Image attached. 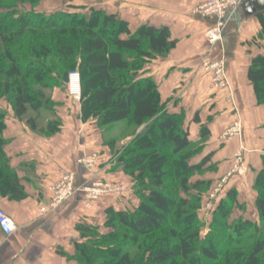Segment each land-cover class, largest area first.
I'll use <instances>...</instances> for the list:
<instances>
[{
	"label": "trees",
	"instance_id": "trees-1",
	"mask_svg": "<svg viewBox=\"0 0 264 264\" xmlns=\"http://www.w3.org/2000/svg\"><path fill=\"white\" fill-rule=\"evenodd\" d=\"M15 2L0 6V99L14 117L23 119L29 110L52 111L55 104L47 92L63 87L68 73L77 70L83 121L93 120L104 138L108 128L121 122L139 130L118 153L114 140L106 143L116 166L131 179L127 192L138 205L106 209V233L79 225L74 255H61L77 264H264V155L252 187L257 221L229 222L239 205L235 189L225 188L208 232L200 235L202 194L211 181L189 180L212 171L213 153L194 161L211 133L202 126L198 141H190L183 113H169L154 80L145 76L147 63L175 48L169 29L145 24L131 33L125 21L100 9L45 15L33 11L37 0ZM26 3L32 11H17ZM258 18L264 38V16ZM247 79L257 104L264 106V55L252 59ZM5 117L0 109V195L18 201L23 190L3 152ZM193 121L200 122L197 116ZM26 124L38 129L33 118ZM59 126L48 122L45 134L57 133Z\"/></svg>",
	"mask_w": 264,
	"mask_h": 264
},
{
	"label": "crops",
	"instance_id": "crops-1",
	"mask_svg": "<svg viewBox=\"0 0 264 264\" xmlns=\"http://www.w3.org/2000/svg\"><path fill=\"white\" fill-rule=\"evenodd\" d=\"M247 1L241 2L227 17L223 38L213 45L208 43L205 31L214 25V20L194 14L204 0H116L110 9L102 6L99 9L125 21L131 33L145 24L169 29L175 48L167 57L147 63L145 76L154 80L169 113H183L190 141H198L202 126L211 133L202 156L213 153L208 166L215 176L207 172L196 180L212 182L223 177L232 167V155L240 146L246 150L244 171L232 178L227 188H234L237 193L239 207L232 216L257 221L256 193L252 187L264 155V106L257 104L247 73L252 59L264 55L258 18L264 13L253 12ZM219 59L225 62L230 93L214 90L203 70L204 62ZM47 94L55 104L53 110H29L26 120L57 121L60 126L55 134L43 135L40 127L33 131L25 117L16 119L9 106L10 110H4L3 152L23 196L15 201L0 195V209L11 217L16 227L9 237L0 233V264H77L61 254L74 255L79 225L107 232L103 226L106 209L125 210L138 205L137 197L128 191L123 196H109L90 210L84 208L81 193L56 208L50 207V188L66 173L74 174L76 188L93 181L127 183L131 179L116 166L103 131L93 120H82L80 104L68 99L61 88H53ZM195 116L199 123L193 121ZM236 121L241 124V138L220 142L221 135ZM90 155L98 157L97 168L92 172L77 163Z\"/></svg>",
	"mask_w": 264,
	"mask_h": 264
},
{
	"label": "built area",
	"instance_id": "built-area-1",
	"mask_svg": "<svg viewBox=\"0 0 264 264\" xmlns=\"http://www.w3.org/2000/svg\"><path fill=\"white\" fill-rule=\"evenodd\" d=\"M244 0H204V2L194 10V14L201 18L214 20V25L205 31V37L210 45L218 43L223 38V30L227 17L237 9ZM203 70L209 75L213 87L220 91H228L230 93V84L226 75L225 62L222 59L216 61H206L203 63ZM66 97L72 102L79 104L81 99V88L79 73L72 71L68 73L65 83ZM241 124L234 122L222 135V139L230 140L232 138H241ZM243 147L234 155L233 168L218 182V189L209 194L203 206L202 212L205 214L212 210L214 203L222 197V188L226 184L228 178L232 174L244 171L243 167ZM87 171H94L97 168V155L83 157L77 161ZM75 176L72 173H66L59 182L50 188L52 197L50 199V207L56 208L63 202L72 199L77 193L82 194L84 208L90 210L94 204L109 196H123L127 193V186L118 181H93L86 186L80 188L75 187ZM222 192L221 195L218 193ZM41 212H45V208H41ZM16 227L9 215L0 209V233L9 237L13 234Z\"/></svg>",
	"mask_w": 264,
	"mask_h": 264
},
{
	"label": "rangeland",
	"instance_id": "rangeland-1",
	"mask_svg": "<svg viewBox=\"0 0 264 264\" xmlns=\"http://www.w3.org/2000/svg\"><path fill=\"white\" fill-rule=\"evenodd\" d=\"M27 1L29 2V0H27ZM115 1L116 0H37V2H39V4H38V6L35 9H33V11L38 12V13H42V14H45V15H50V14H52L54 12H60V11L68 12V13L70 12V13L88 14V12H89V10L91 8L99 9V7L102 6L103 8H109L110 9L111 6L115 3ZM15 3H16L15 0H1L0 1V6L1 7H3V6H11V5L15 4ZM100 10H102V9H100ZM17 11H19V12H29V11H32V8H31L30 4L26 3L25 5H23L21 7H18ZM103 11H105V10H103ZM24 38H28L27 35H25ZM73 71L78 72L77 70H73ZM79 79H80V76H79ZM212 87H213V85H212ZM60 88L64 89V94L66 95L65 84L63 85V87H60ZM80 88H81V80H80ZM213 89L216 90V91H220V90L215 89L214 87H213ZM8 106L9 105L7 104L5 99H0V108H1V110H10ZM27 117H28V114H26L24 119L26 120ZM38 123H36V124H37V128L40 127L39 128L40 129V133L43 134V135H46L45 134V130H46L47 123L45 122V120L39 121ZM108 129L109 130L106 132L104 141H105V143H108V142L114 140L113 142H115V144H116L114 149H115V152H117V153L120 152V150H122V148L127 147L129 145V143L132 142L133 137L137 133H139V130H137L136 128H134L133 126L129 125L126 122L118 123V124L114 125L113 127L108 128ZM222 135H221V137H222ZM221 140L222 141H220V142H222V143L228 141V140H226V139L224 140L222 138H221ZM238 150H239V148H238ZM246 153H247L246 150H242L243 160H244V155ZM202 154H203V152H202ZM202 154L199 155V157L197 159H195V160H199L200 158H202L204 156V155L202 156ZM235 154H236V152H235ZM234 155H232L233 164H232L231 169L233 168V165H234ZM243 164H244V162H243ZM209 173L213 174L215 176V172H211L210 171ZM242 173L243 172H241V174ZM226 174H228V172ZM226 174L223 177H221V179L224 178L226 176ZM241 174H239V173L238 174L237 173L232 174L231 177L228 178L226 184L223 186L222 189L224 190L225 188L228 187L229 181L232 178H234L236 176H240ZM204 175H202V176L201 175H195L194 177L190 178L189 181H190V183H193L196 179H198L199 177H203ZM172 179L173 178L170 177L167 180V183L171 184ZM218 180H219V178L218 179H213V181L210 182V186L207 189V191L203 192V194H202L203 201H202V204H201L200 212L202 211L203 206L205 205L206 199L208 198L209 194H211L216 189H218V182H219ZM121 183L125 184L127 186V189L131 188V181H129L127 183H125V182H121ZM223 190H222V192H223ZM222 192H219L218 194L221 195ZM219 200L214 203V206L212 207V210L210 212H208L206 214H205L204 211L201 212V213L199 212V221H200V224L202 226L201 230H200L201 237L206 235V233L208 232V226H209V224L212 221L213 209H214L215 205L219 202ZM232 214H233V211H232V213L230 215L229 222L238 221V220H244L242 217L234 218L236 216H232ZM248 216H250V214H248ZM120 230H123V229H120ZM104 233H106V232H104ZM158 236H159V234H157L156 237H154V238H157ZM132 242H134V241H132Z\"/></svg>",
	"mask_w": 264,
	"mask_h": 264
},
{
	"label": "water",
	"instance_id": "water-1",
	"mask_svg": "<svg viewBox=\"0 0 264 264\" xmlns=\"http://www.w3.org/2000/svg\"><path fill=\"white\" fill-rule=\"evenodd\" d=\"M255 13H264V0H248L247 1Z\"/></svg>",
	"mask_w": 264,
	"mask_h": 264
}]
</instances>
